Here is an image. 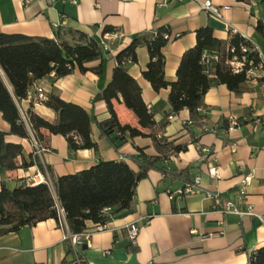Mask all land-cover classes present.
<instances>
[{
    "label": "crops",
    "instance_id": "crops-1",
    "mask_svg": "<svg viewBox=\"0 0 264 264\" xmlns=\"http://www.w3.org/2000/svg\"><path fill=\"white\" fill-rule=\"evenodd\" d=\"M72 1L0 0V33L71 43L69 31L99 40L105 27L113 28L116 37L108 41L109 51L102 61L87 63V72L75 69L62 78L55 79L51 74L36 81L46 93L86 111L90 118V138L97 149L70 152L64 137L42 130L41 146L45 151L35 154L32 134L28 139L6 135V142L21 145L22 156L16 158L17 168L0 172V188L3 184L12 191L29 185L36 173L53 187L57 178L87 170L101 161H124L136 171L131 158L138 148L147 156H158L152 140L127 139L116 150L100 137L97 128V123L109 118V112L104 101L94 98L110 81L116 66L115 56L135 35L167 27L169 41L162 54L164 79L170 84L176 80L182 54L194 46L198 28L210 27L213 36L222 41L237 34L261 59L246 75L241 93L236 94L222 84L209 88L203 98L207 112L201 126L191 121L188 110L171 113L169 87L158 92L152 90L142 78L149 59L146 47L136 48L135 62L126 64L125 68L139 84L142 100L153 113L157 138L162 143L187 148L179 153L163 151L164 157L156 162L157 169L149 170L137 183L132 212L112 217L101 229L87 223L89 237L83 244L86 248L78 246L77 255L82 264H248V256L264 247V224L255 218L220 213L203 194L170 200L168 193L198 180L203 190L219 193L242 209L251 205L264 216V124L261 123L264 120V0H210L221 11L222 19L201 8L205 0H74L75 4ZM98 65H101L100 75L91 70ZM0 72L11 91L1 69ZM15 104L25 120L26 113L31 111L50 123L57 121L52 109L35 101L31 88L26 98L15 100ZM112 105L121 125L139 128L137 118L125 108L120 96ZM231 121L237 126L229 131L227 125ZM9 129L0 113V131L8 134ZM30 155L33 164L22 168L21 163L29 162ZM212 168L217 172L216 177L209 175ZM247 176L250 178L245 194L240 196L242 181ZM133 222L139 229L135 242L131 243L125 227ZM1 230L0 227V264H73L74 253L64 240L68 229L54 219L22 227L17 232L1 233Z\"/></svg>",
    "mask_w": 264,
    "mask_h": 264
},
{
    "label": "trees",
    "instance_id": "trees-1",
    "mask_svg": "<svg viewBox=\"0 0 264 264\" xmlns=\"http://www.w3.org/2000/svg\"><path fill=\"white\" fill-rule=\"evenodd\" d=\"M257 29L262 32L260 26ZM105 32H113V28L105 27L102 33ZM69 35L72 37L71 43L0 33V69L11 87L9 92L0 77V113L10 128L8 134L0 131V172L17 168L16 158L22 156L21 145L6 142V135L28 139L32 134L34 140L41 144V131L45 130L49 134L64 137L70 152L97 149L90 138V118L80 106L48 94L45 105L57 114V121L50 123L31 111L26 113L24 120L15 104V100L26 98L28 89L38 80L51 74L55 79L62 78L75 69L85 73L89 70L85 67L87 63L102 61L106 51L100 47L98 40L78 31H69ZM74 35H77V39L73 38ZM168 41L167 27L135 35L130 44L115 56L116 66L111 79L94 98L104 101L109 112L108 119L97 123L100 137L116 150L127 139L150 138L158 156H147L138 148L136 155L131 158L137 167L136 171L124 161H101L87 170L57 178L53 190L46 184H38L20 186L9 191L2 184L1 233L17 232L22 227H31L47 219H54L59 224L57 206L63 210L70 234L86 232L87 223L103 227L112 217L133 211L137 183L146 177L149 170L157 169L156 162L164 157V150H171L172 153L186 150V145L173 146L157 138L153 113L142 100L139 84L126 71L125 65L135 62V50L139 46L146 47L149 58L142 78L155 92L169 87L171 113L188 110L191 121L197 122L199 126L207 112L203 98L212 85H225L236 94L245 89V70L233 73L226 61L245 56L246 61H251L253 66L258 64L257 53L251 51L250 44L241 36L233 34L227 41H222L213 36L210 27H201L195 31L194 46L180 58L176 80L168 84L164 79L165 62L162 54ZM241 47L246 49L245 53H241ZM230 49H233L232 53ZM206 54L218 55V62L206 67L202 63ZM91 70L100 75L101 65ZM118 96L125 108L137 118L139 128L119 123L112 105L113 100L118 101ZM32 164L33 158L30 155L29 162L23 161L21 167L27 168ZM105 209L109 211L105 212ZM248 264H264V247L248 256Z\"/></svg>",
    "mask_w": 264,
    "mask_h": 264
},
{
    "label": "built area",
    "instance_id": "built-area-1",
    "mask_svg": "<svg viewBox=\"0 0 264 264\" xmlns=\"http://www.w3.org/2000/svg\"><path fill=\"white\" fill-rule=\"evenodd\" d=\"M73 4L76 2L73 0ZM201 8L209 15L216 17L218 19H222L221 11L214 6L210 0H205L203 3H201ZM116 37V34L114 32H105L102 34L100 39L98 40L100 47L104 51H109L108 48V41L114 39ZM241 53H245L246 49L241 47L240 48ZM230 52H233V49H230ZM259 60L261 59V56L258 54ZM219 58L218 55L212 54L210 56H204L202 59V63L208 67L212 63L218 62ZM262 61V60H261ZM226 64L230 66L231 70L233 73H239L243 70H245L246 75L250 73L253 65L251 61H246L245 56H241L240 59L233 58L230 61H226ZM32 90V95L35 99L36 102L38 103H43L48 101V93L44 91L42 87L34 83L31 86ZM24 120L25 118L22 117ZM261 123L264 124V120H261ZM237 126V123L235 121H231L228 125L227 130L231 131ZM32 146L34 148V153L39 154L45 149L41 146L40 143L34 140L32 138ZM209 175L211 177H216L217 172L214 168L209 170ZM250 177H245L242 181L243 187L239 191V195L243 196L245 194V189L246 185H248ZM38 184H46L48 187L53 188L52 185L46 181V179L41 176L39 173H36L34 177L31 179L29 185H38ZM195 194H203L205 197L209 198L213 202V208L218 210L220 213H234L238 217H250V218H255L257 219L261 224H264V216H261L258 214L255 209L251 205H247L245 208H239L238 205L228 199H223L219 193H214L210 191H205L202 189V186L198 180H195L192 183H185L182 187L177 188L173 191H170L168 193L169 199L174 200L176 198H181L189 195H195ZM109 209H105V212H108ZM57 215H58V220H59V225L62 227H65L67 229L65 220H64V213L63 210L60 209L57 206ZM102 226H97V229H101ZM126 232H127V239L131 242L134 243L135 239L138 234V224L136 222L130 223L126 225L125 227ZM89 235L86 232H82L80 234H70L67 232V234L64 236V240L68 241L71 251L74 253V260L73 264H82V261L77 255V247L83 244L87 243Z\"/></svg>",
    "mask_w": 264,
    "mask_h": 264
},
{
    "label": "water",
    "instance_id": "water-1",
    "mask_svg": "<svg viewBox=\"0 0 264 264\" xmlns=\"http://www.w3.org/2000/svg\"><path fill=\"white\" fill-rule=\"evenodd\" d=\"M4 84H5V83H4ZM6 87H7L8 91L11 92V91H10V88H9L7 85H6ZM85 248H86V245H83V246H82V249H85Z\"/></svg>",
    "mask_w": 264,
    "mask_h": 264
},
{
    "label": "rangeland",
    "instance_id": "rangeland-1",
    "mask_svg": "<svg viewBox=\"0 0 264 264\" xmlns=\"http://www.w3.org/2000/svg\"><path fill=\"white\" fill-rule=\"evenodd\" d=\"M73 38H74V39H77V35H76V36L74 35ZM50 189L53 190V188H50Z\"/></svg>",
    "mask_w": 264,
    "mask_h": 264
},
{
    "label": "bare ground",
    "instance_id": "bare-ground-1",
    "mask_svg": "<svg viewBox=\"0 0 264 264\" xmlns=\"http://www.w3.org/2000/svg\"><path fill=\"white\" fill-rule=\"evenodd\" d=\"M0 74H2V73L0 72Z\"/></svg>",
    "mask_w": 264,
    "mask_h": 264
}]
</instances>
